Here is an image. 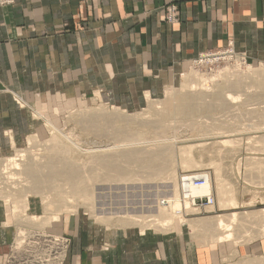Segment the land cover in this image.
<instances>
[{"label":"crops","instance_id":"0c3cea01","mask_svg":"<svg viewBox=\"0 0 264 264\" xmlns=\"http://www.w3.org/2000/svg\"><path fill=\"white\" fill-rule=\"evenodd\" d=\"M171 3L179 22L169 25L163 16ZM228 44L264 62V0H15L0 7V158L39 130L40 112L29 108L47 94L98 92L109 104L135 109L144 92L159 94L189 60ZM215 215L199 216L213 217V225L198 238L188 225L141 232L89 224L71 237L63 264H263L264 236L208 238L217 233ZM5 216L1 203L0 264L13 237Z\"/></svg>","mask_w":264,"mask_h":264},{"label":"bare ground","instance_id":"6f19581e","mask_svg":"<svg viewBox=\"0 0 264 264\" xmlns=\"http://www.w3.org/2000/svg\"><path fill=\"white\" fill-rule=\"evenodd\" d=\"M232 69L230 70L232 71ZM234 71L230 73L228 69L224 68L215 74H206L205 72L202 74L200 71L197 72L196 69L193 70L191 68L187 73H183L184 75L182 76L184 78L181 81L179 80L180 85L178 88L175 86L176 84L174 88L172 86L166 87L163 99H158L157 102L153 103L154 99L146 91L147 102H152V105H149L148 111L143 108L146 110L144 113L143 111L141 112L143 109L140 110L141 113L137 111L129 113L125 108H120L119 104L112 105L110 110L107 109L109 104L102 100H99L100 104L98 103L99 105L97 106H86L83 109H77L75 112L71 111L68 116L70 121L72 120L74 121L73 123L80 125L82 130L91 134L90 137L93 135L92 140L97 137L99 139L100 137L108 139L106 144L104 141V145L102 146H100L101 144L92 145L82 149L80 147L81 144H77L79 142L73 141L76 137L71 140L66 137V133L65 136L64 132L62 133L61 130H58V128L46 120L44 125L47 126L50 137L43 139V143H38L35 133H31L27 137L28 147L15 149L14 155L0 158V197L8 205L7 209H5L6 217L3 224L7 226L14 224L16 235L13 239V244L15 247L22 246L28 238L48 235V231H44L42 228L45 226L58 227L61 221V212L69 213L70 207H74L72 205L75 202L88 207L89 212L92 213L99 223L102 222L101 224H105L110 220L114 222L117 219L118 223L122 222L121 226H138L139 230L143 232L148 227H152L156 231H165L170 227L178 229L181 223H185L191 228L190 230H192V235L195 238H198L199 229H202L204 234L203 229L208 230V227H210L208 225H213L212 222L210 223L213 217L186 218L185 213L199 210L191 204L192 196L204 195L208 189H182L175 169L177 166H180L183 171L189 172L194 168L213 165L218 207L220 209H235L239 204L236 198V191L238 189L236 190L233 184L223 176L224 169L222 167L225 163L223 157L228 152L229 156L231 154L234 156L233 153L239 149L238 146H240L241 138L236 139L232 137L233 139H229L223 137V134L234 133L235 131V129H231L232 122L227 124L229 126L224 125L226 123L224 117L225 113L227 114L236 108L240 109L248 106V104H254L251 103L252 101L250 103L246 102L249 101L247 99L251 96L249 88L256 87L260 90H258L259 93L261 92L260 97L264 96V66L257 69L251 65H246L244 71ZM93 95L99 96L98 92H95ZM262 99L264 100V97ZM258 100L257 102H259ZM255 108L259 107H251V109ZM238 109L236 110L239 111ZM251 112L252 110L248 113L250 114ZM253 112L255 113V110ZM258 112L262 121H259L260 123L257 124L262 126L264 123V114L262 112L264 111L260 112L258 110ZM233 116L237 117V115ZM39 117L40 114H38L37 118ZM252 118L253 120L255 119L254 117ZM186 121H189V123L187 124ZM235 123L232 125L234 126ZM259 125H257V130L260 129ZM208 126L212 128L210 130L214 131H212V134L207 132L209 131ZM254 126L256 127V125ZM178 127H189V134L183 135L179 139L166 137L168 131H172ZM251 129L253 130V128ZM220 135L222 137L218 141H213L209 145L206 142L191 143L194 139L204 140L205 137H219ZM253 137L257 142L256 136ZM248 139L246 142H249ZM178 140L180 143H176ZM249 140H253V138ZM260 141L257 143L260 144ZM257 143L254 144L258 145ZM249 144L253 145L252 142ZM249 144L247 143V145ZM263 144L261 148L262 146L264 147ZM247 145L245 144L244 146ZM34 146L40 147L31 149V147L35 148ZM247 147L249 148V146ZM261 148L258 147L259 152ZM245 151H247L246 147ZM262 161L255 156H249V158L245 159L244 164L247 170L245 168L244 173L247 171L245 178L250 182L248 184H254L251 183V179L255 175V172L259 173L262 170L264 172V163ZM233 164V166H237L236 172L239 173V162L235 161ZM137 169H141L147 173L146 179L149 177L151 180H163L167 185L169 183L170 190L168 191L170 196H157L155 205L153 208L147 210V214H137L134 212L132 214L129 211L111 212L103 210L102 206H96L97 203L93 196L95 191L94 182L96 180H128L133 178L134 174H131L133 171H137ZM141 174L143 175L144 173L142 172ZM184 174L186 173L180 176ZM199 175L207 177L210 181L212 194L213 180L209 179L207 172H200ZM261 175L259 174V179H263V182L260 183L259 180L257 182L264 187V178H261ZM136 178L138 177L136 176ZM245 178L242 179L243 182ZM245 182L247 183V181ZM252 193L253 195L249 197L250 201L243 202V205L251 206L252 204L264 202V195L262 196L257 190L252 191ZM30 197L40 199L42 214H34L31 211L28 213L30 207L34 204V200ZM74 209L76 210V208ZM95 219L93 220L96 221ZM214 221L216 226L214 225L213 227H216L217 233L208 234V238L210 239H217L219 241L235 240L237 242L241 240L239 236L246 238L248 241L252 238H257V236H264V208L244 211L236 210L227 213L221 212V214L215 215ZM113 224L111 223L112 226ZM239 228L240 230L243 228L242 233L238 232ZM51 235L54 241L50 242L49 239L46 241L50 243L48 247L52 249L58 245L56 242L60 241L62 235ZM199 236L201 237V235ZM202 238L205 239L204 237ZM47 252L48 249L46 248L42 255L44 256ZM36 255L32 256L36 257ZM247 258L246 261L249 263V259L247 260Z\"/></svg>","mask_w":264,"mask_h":264},{"label":"rangeland","instance_id":"374dc122","mask_svg":"<svg viewBox=\"0 0 264 264\" xmlns=\"http://www.w3.org/2000/svg\"><path fill=\"white\" fill-rule=\"evenodd\" d=\"M13 2H10L9 4L0 3V7L9 6ZM171 5H175V10H172V11L168 10V7H170ZM178 11H179L178 10V5H176L174 3H171L170 5L166 6L165 7V13H164V16H163L164 22L169 24V25H172L173 23L179 22ZM217 52L226 53L225 57L223 59H220L217 63L209 62V63H202V65H200L197 62H195L196 58L192 59V60H189L188 63L186 64L185 68L183 69L182 73L179 74V75H176L173 78L174 80H172V83L169 84L168 86H164V87L162 86L163 88L161 89L159 94H157V93L155 94V93H152V92L150 93L149 91H147V93H149L151 95L152 99H154V101H152V102L155 103V102L158 101V99H163V97H164L163 94H165L166 87L172 86L174 88L176 86L178 88L179 85H180L181 79L184 78L182 76V75H184L183 73H187L189 71V69H191V68L193 70L196 69L197 72L200 71L202 74L204 72L206 74H215L219 70L224 69V68L228 69V71L230 73H232L234 71V68H235L236 72L239 71V70L244 71L245 68H246V65H251L253 68H257V69L261 68L262 66H264V62L253 63V62L249 61L246 55H244L243 53H238L237 51H235L234 47H232V45H230V44H228V45H226L224 47H221V48H217L215 50L202 51V53H217ZM202 53H200L199 55H201ZM241 57L244 58L245 61H241V59H242ZM236 63H237V65L235 66ZM232 66H234V67H232ZM230 69H232V71ZM219 81H221V80H219ZM209 87H210V85H209ZM255 88L252 87V88L248 89V90H251V92L249 93L251 96H249V98L247 99L249 101H246V102L250 103V101H252L251 103H254V104H251V105L253 107H257L258 106L259 108L251 109L252 106L250 104H248V106H250L249 108H248V106H245L244 107L245 109L244 108H240V109L236 108L239 111L234 109L233 111H231L232 113L231 112H228L229 114L225 113V117H224V120L226 121V123L224 125L225 126H229L227 124H230L232 122L231 123V129H233V130L235 129L236 132L234 131V133L223 134L224 135L223 137H225V138L227 137L229 139L232 138V137L236 138V139H240L241 138L240 139V146H238L239 149H238V151L236 150L233 153L234 156L232 154L229 156V152H228V154L223 157V160L225 161V163H224L225 167H224V165L222 167L224 169L223 170L224 171L223 172V176L226 177V179L229 182H231V184H233V186H234V188H236V190L238 189L236 191V198H237V201H238L239 204L236 206L235 209L234 208H221L220 209L218 207L217 194H215V182H214L215 179H214L213 165H205L202 168L201 167L194 168V169L190 170L189 172L188 171L187 172L183 171L182 168H180V166H177L175 171H176V174H177L178 178L183 173L196 172L197 174H200V172H204V173L207 172L208 175H209V179H211V181L213 180L212 181V186H213L212 187V194H213V197L215 196L214 197V200H215L214 204L211 205V206L209 205L210 207H205V208H200V209L198 208L199 210L196 211V212H186L185 213V217L186 218H188V217L189 218L199 217V216H204V215L213 214V213L221 214V212L222 213H225V212L227 213V212L236 211V210L237 211H244V210H250V209L264 208V202L263 203L261 202V203L252 204L251 206L243 205V202L250 201L249 197H251L253 195L252 191H256L257 190L262 196L264 195V187L262 185H259V182L260 183L263 182L262 181L263 179L262 180L259 179V177H260L259 174L261 175V174L264 173L263 170L261 172H259V173H256V172L254 173L255 175L251 179V183H254L253 185L252 184H248L250 182L248 180H246V178H245L246 175H247V171H246V173H244L245 168L247 170V167L244 164L245 163V159L249 158V156H255L258 159H260L261 161L263 160L262 162L264 163V151H263L264 147L262 146V148H261V145L264 143V140H263L264 139V135H262V134H264V123H263L262 126L257 124V123H260L259 121H262L260 119V115L258 114L259 113L258 110L260 112L264 111L263 110L264 100L262 99L264 96L262 95L260 97V95H261V92L259 93L260 90L257 89V88H256V90H254ZM252 91H253V93H252ZM251 93L252 94L255 93V94L252 95ZM145 95H146V92H144L143 99L141 100V102H139L137 108H135V109H131V108L128 109V108H125V107H121L119 105L118 106L120 108H125V110H127L129 113L130 112H135V111L140 112V110L143 109V108L147 109V111H148L149 105L150 104L152 105V102H150V103L147 102V98H146ZM257 95H259V96L257 97ZM47 96H48V98L46 100H42L41 102L38 101L36 105H34V106L30 105L31 106L30 108L28 107V103L25 104L20 99L16 98V102L19 101L18 105H20L21 107H24V109L28 107L30 110L33 111L34 115L36 114V112H40V114L42 115V117H39V118L36 117L40 121V124H39L40 128L35 133L36 139L38 140V143H43L42 142V141H44L43 139H47V137L48 138L50 137L49 132H48V128H47V126L44 125L46 123L45 121L48 120L49 123H51L56 128H58V130H61L62 133L63 132H64V134L66 133L67 134V136L65 134L66 137L70 138L71 140H73L76 137L75 138L76 140L74 139L73 141L76 142V143L79 142L77 144L78 145L81 144L80 147L82 149H85V148H87V146H92V145H100L101 144L100 146H102V145H104L103 144L104 141H105V144H106L108 139H106L104 137H102V138L100 137V139H99V137H97L98 139L94 138V140H92L93 139L92 138L93 135L90 137V135H91L90 133L86 132L85 130H82L80 125H77L76 123H73L74 121H72V120L70 121V119L68 117L71 111L75 112V111H77V109H83L86 106L94 107V106L99 105L101 100L104 101L102 99L101 95H99L98 97H96L94 95H86V96L85 95H81V96H77V97L73 96V97L69 98V97H67V96H65L63 94L56 93V94H47ZM256 99L257 100L259 99L258 100L259 102H257ZM145 102H146V104H145ZM256 102H257V104H256ZM105 103H107V102L105 101ZM260 103H262V104H260ZM42 104H43V108L42 109H38V107L40 108L39 105H42ZM107 104H109V103H107ZM112 105L113 104H111V105L109 104L107 109H110ZM144 109L141 110V112L143 111V113H144L146 111ZM247 109H249L248 112H250V110H252V112L255 110V113L253 112V115H252V112L249 114L247 112ZM241 112H244V113L241 114ZM246 112H247V114H246ZM262 113L264 114V112H262ZM233 115H237V117L243 116L242 118L244 120L242 118L238 119L236 116H233ZM246 115H247V117H246ZM257 115H259V116H257ZM66 117H68V118H66ZM228 117L230 119V122H229ZM232 117H234L233 118L234 120L232 119ZM244 117H246V118H244ZM252 117H254L255 119L253 120ZM226 119H228V120H226ZM235 119H238L239 121L235 120ZM64 120H67L68 123H66L67 121H64ZM207 121H209V120H207ZM186 122H187V124L189 123V121H186ZM186 122H185V124H186ZM235 122H237V123H235ZM233 123H235L234 126L232 125ZM251 123L256 125V127L253 124L251 125ZM236 125H239V126H237L238 128L236 127ZM247 125H248V128H247ZM257 125H259V128H260L259 130H257L258 129ZM209 127L210 126H208L209 131H207V132H210V134H212L214 131L210 130L212 128L211 127L209 128ZM196 128H194V129H196ZM251 128H253V130ZM243 130H246V131H243ZM82 132H84V133H82ZM189 132H190L189 127H186V128L178 127V128H175L172 131H168L166 137L168 136V137H171V139H172V137H174V139L175 138L179 139V138H182L183 135H188ZM86 133H88V134H86ZM85 135H87V137H85ZM212 136H214V135H212ZM212 136L211 137H205L204 140L203 139L202 140L194 139V140L191 141V143L198 144L199 142L200 143L201 142L202 143L206 142V144L209 145L213 141H218L222 137L221 135L219 137L218 136L212 137ZM250 136H252V137H250ZM253 136H256L255 138L258 139L257 140L258 143H259L260 140H262L263 142L260 141V144H258L255 141ZM259 137H260V139H259ZM84 138H86V139H84ZM247 138H249V139L253 138V140H249L248 139L249 142H246ZM78 140H80V141H78ZM253 141H254V143H257L259 146L254 144ZM95 142H98V143H95ZM251 142H252L253 145L249 144ZM176 143H180L179 140ZM247 143L249 145H247ZM245 144L247 146H249V148L251 150L247 146H244ZM28 146H29V144H28V141L26 139L25 145L23 147H21V148H26ZM34 147L35 148L31 147V149H36V148H39L40 146L39 147L38 146H34ZM245 147H246L247 151H245ZM258 147L261 148L262 151L260 150V152H259ZM254 151H256V152H254ZM13 155H14V153H13ZM244 156H246V157L243 158ZM239 159H240V161H239ZM235 161H238L239 164H240L239 170H238L239 173L236 172L237 171V169H236L237 166L236 165L233 166L234 165L233 163ZM140 170L141 169H137V171L136 170L133 171L132 174H131V175L134 174L132 176L133 178L128 179V180L110 181V180H104V179L102 180L101 179L102 182H101V180H96L94 182L95 183V186H94L95 187V189H94L95 191H94V195H93L94 198H95L94 200L97 203L96 206H102L103 210L111 211V212H114V211H117V212L118 211H122V212L123 211H129L132 214H133V212L137 213V214H142V213L143 214H147V212H148L147 210L149 208H153V206L155 205V199H156L157 196H159V197L170 196L169 195V191H168V190H170L169 189L170 188L169 183L167 185V183H165V181H163V180L162 181L159 180V179L151 180V179H149V177H147V179H146L147 173H145L142 170L140 171ZM142 172L144 173L143 175H145V176H143L141 174ZM256 174H258L257 175L258 178L255 177ZM135 175L138 178H136ZM263 175H261V178L262 177L264 178ZM134 176H135V178H134ZM242 176H243V178H245L244 180L247 181V183L245 181L243 182ZM139 177H141V178L139 179ZM254 177H255V179H254ZM252 180H253V182H252ZM254 180H255V182H254ZM257 180H259V182H257ZM256 182H257V184H256ZM241 191H243L244 193L241 192ZM31 199L34 200L33 201L34 204L30 207L28 213H30V211H31L34 214H39V215L42 214V208H41L42 206L40 204L41 201H39L40 199H38L37 197L36 198L32 197ZM1 203L3 204L4 212L6 213L5 209H7L8 205H6L5 200L0 197V204ZM72 206H74V207H70L71 210L69 208V210H70L69 213L66 214L63 211L61 212L62 213L61 214V221H60V224L58 225V227H53V226L46 227L45 226V227L42 228L44 231L45 230L48 231V235L35 236V238H31V239L28 238V239L25 240V242L23 243L22 246L17 247V248L13 244V239H14V237L16 235L15 226H14V224L9 226L11 229H13V233H12L13 237H12L11 241H9L10 246H9V250H8L7 256L4 258L5 259L4 264H26L23 261L25 259L28 260V261H32V258H30L29 255L32 256V255H35L37 253L35 252V253H31L30 254V251L39 249L38 246H37L39 243H45V245L49 244L47 241H48V239L50 241L51 237H53L51 234H53V235H57V234L58 235H62V238L60 239V241L56 242V243H58V250L61 252V254L59 255V257H60L59 264H63L64 260H65L64 258H66L65 256L67 254L68 248H69L70 243H71L70 242L71 237L75 236V234L80 233L81 231L84 232V230H86L88 228L87 225H89V224L90 225H95V226H98V228H104L106 225H107V227H112V228H116V227L119 228V226L123 227V228L130 227V226H121L122 222L119 221L120 223H118L117 219H115V220L113 219L114 222L111 221V220L110 221L108 220L110 223L104 221L106 223L105 224L104 223L101 224L102 222L99 223V221L95 219V217L92 215V213L89 212L90 210L88 209V207H86L85 205H82L79 202H77V203L75 202L74 205H72ZM72 208L73 209L76 208V210L74 209V211H73ZM67 215H68V217L72 218L71 220H69L70 221L68 223L69 226H67V224L65 225V223H64V220L66 221V219H67V217H66ZM93 219H95L96 221H94ZM115 221H116V223H115ZM111 223L112 224L115 223V224H113V226H112ZM117 223H118V226H117ZM181 226H187V224L181 223ZM136 228L139 229L138 226H136ZM148 228L150 230H153L152 227H148ZM148 228H146L145 231L148 230ZM170 229H175V228L174 227L173 228L170 227L169 229L167 228L166 230H170ZM48 236H51V237L49 238ZM41 239H43L44 241H46V240L47 241L46 242L40 241ZM30 242H32V243H30ZM61 244H64L62 246L63 249L60 247ZM47 249H48V251L51 250V248H49V247H47ZM33 264H40V263H35L34 262Z\"/></svg>","mask_w":264,"mask_h":264},{"label":"built area","instance_id":"2783aa9c","mask_svg":"<svg viewBox=\"0 0 264 264\" xmlns=\"http://www.w3.org/2000/svg\"><path fill=\"white\" fill-rule=\"evenodd\" d=\"M13 1L14 0H0V3L9 4L10 2H13ZM168 10L170 11L175 10V5H171L170 7H168ZM225 55L226 53L224 52L202 53L195 59V62H197L200 65H202V63H209V62L217 63L220 59H223ZM241 61H245V59L242 58ZM179 180H180L179 182L180 187L182 189H191V188H196V189L207 188L208 189V191L204 195L192 196L191 204L194 207L200 209V208H205L209 205L214 204V197H213V194H211V184H210V181L207 179V177L201 176L197 174L196 172H191V173H186L180 176ZM48 237L50 238L51 236H48ZM53 239L54 238L51 237L50 242L54 241ZM40 241H44V240L41 239ZM49 244L45 245V243H39L37 245L39 249L30 251V254L36 252L37 253L36 257L29 255L30 258H32V261H28L25 259L23 260L24 263L33 264L35 262V263H40V264H59V260H60L59 255L61 254V252L58 250V245L54 247L53 249L49 250L44 256L42 255V253L46 250ZM63 245L64 244H61L60 247L62 248Z\"/></svg>","mask_w":264,"mask_h":264}]
</instances>
